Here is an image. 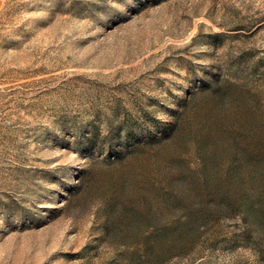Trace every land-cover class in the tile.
<instances>
[{
	"label": "rangeland",
	"instance_id": "obj_1",
	"mask_svg": "<svg viewBox=\"0 0 264 264\" xmlns=\"http://www.w3.org/2000/svg\"><path fill=\"white\" fill-rule=\"evenodd\" d=\"M0 264H264V0H0Z\"/></svg>",
	"mask_w": 264,
	"mask_h": 264
}]
</instances>
